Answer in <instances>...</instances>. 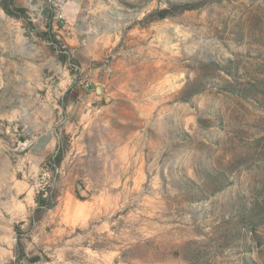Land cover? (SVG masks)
Returning <instances> with one entry per match:
<instances>
[{
	"label": "rangeland",
	"instance_id": "obj_1",
	"mask_svg": "<svg viewBox=\"0 0 264 264\" xmlns=\"http://www.w3.org/2000/svg\"><path fill=\"white\" fill-rule=\"evenodd\" d=\"M16 1L28 28L0 8V264H264V0ZM69 76L110 120L79 176L51 177ZM50 188L92 199L89 216L37 219Z\"/></svg>",
	"mask_w": 264,
	"mask_h": 264
},
{
	"label": "crops",
	"instance_id": "obj_2",
	"mask_svg": "<svg viewBox=\"0 0 264 264\" xmlns=\"http://www.w3.org/2000/svg\"><path fill=\"white\" fill-rule=\"evenodd\" d=\"M68 79V87L63 89L59 94L61 98L65 94V102L61 101L60 104L55 106V109H58L57 114L60 116V123L63 124V127L59 130L60 135L55 133L51 137L53 141L50 140L47 145V147L53 148V152L45 153L43 157L46 158L53 154L61 138L65 137L66 143L69 140L71 148L65 151L56 173L60 176H79L80 172L82 173L85 169L83 164L85 157L91 156V153H88V148L91 146V135L95 133L100 124H104V122L110 120L105 116L110 108L109 106L100 104L102 95L98 94L96 89L85 88L82 82H75L72 76H69ZM128 138L127 141L125 139L121 144L124 145L123 147L129 145L128 147H131L129 152L136 151L131 157H137V146H139L137 131L134 130ZM140 156L139 152L138 157ZM97 157H102V155L99 154ZM68 164H71V168L69 169H67ZM98 199L102 201L104 197H98L95 199V203H97ZM55 201L54 207H63V209L68 207L71 211H75L76 209L83 210L88 216L94 204L92 199L76 198L70 190H60Z\"/></svg>",
	"mask_w": 264,
	"mask_h": 264
},
{
	"label": "trees",
	"instance_id": "obj_3",
	"mask_svg": "<svg viewBox=\"0 0 264 264\" xmlns=\"http://www.w3.org/2000/svg\"><path fill=\"white\" fill-rule=\"evenodd\" d=\"M0 8L3 10V12L8 17H11L15 20L20 21L23 25L27 26V28L29 27L27 9L24 6L20 5L16 0H2L0 3ZM180 8H181L180 10H188L186 8H189V7L184 6ZM52 13L53 12L50 9L45 11L44 12L45 18H50ZM47 27L48 28L46 29L45 32L37 33V36L41 37L46 42H48L49 46L54 51L58 50L59 56L61 58V56L62 57L64 56L66 51L60 49L61 48L60 42L55 39L54 35H50L49 33L50 26L48 25ZM65 143H66V139L65 137H62L59 145L55 149V152L47 156L42 163L43 168L44 166L50 167L49 170H50L51 177H55L57 175L56 170L60 166V163L66 151ZM55 198L56 196H55L53 188H50L47 192H44V190L42 189L36 193L34 197V202L36 205L35 213L37 215V219L39 218L42 212H44L45 210H49L55 206L56 204ZM16 253H17V259L20 260V258L23 257V249H22V243L20 239H17Z\"/></svg>",
	"mask_w": 264,
	"mask_h": 264
},
{
	"label": "built area",
	"instance_id": "obj_4",
	"mask_svg": "<svg viewBox=\"0 0 264 264\" xmlns=\"http://www.w3.org/2000/svg\"><path fill=\"white\" fill-rule=\"evenodd\" d=\"M54 20L55 21H58V22H61L62 20H64L63 15L61 13H56L55 16H54ZM83 86L85 88H89V83L88 82H85Z\"/></svg>",
	"mask_w": 264,
	"mask_h": 264
},
{
	"label": "water",
	"instance_id": "obj_5",
	"mask_svg": "<svg viewBox=\"0 0 264 264\" xmlns=\"http://www.w3.org/2000/svg\"><path fill=\"white\" fill-rule=\"evenodd\" d=\"M96 92L98 93V94H101L102 93V91H101V89L99 88V87H96ZM24 147V145H21L20 146V148H23ZM79 194H80V196H87V194L85 193V192H79Z\"/></svg>",
	"mask_w": 264,
	"mask_h": 264
}]
</instances>
